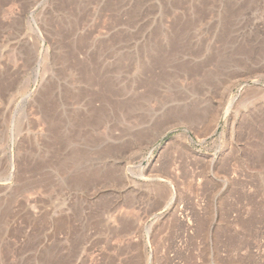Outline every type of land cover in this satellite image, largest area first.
I'll list each match as a JSON object with an SVG mask.
<instances>
[{
  "label": "rangeland",
  "instance_id": "obj_1",
  "mask_svg": "<svg viewBox=\"0 0 264 264\" xmlns=\"http://www.w3.org/2000/svg\"><path fill=\"white\" fill-rule=\"evenodd\" d=\"M0 264H264V0H0Z\"/></svg>",
  "mask_w": 264,
  "mask_h": 264
},
{
  "label": "bare ground",
  "instance_id": "obj_2",
  "mask_svg": "<svg viewBox=\"0 0 264 264\" xmlns=\"http://www.w3.org/2000/svg\"><path fill=\"white\" fill-rule=\"evenodd\" d=\"M173 128H168V129H166V132H168V131H171Z\"/></svg>",
  "mask_w": 264,
  "mask_h": 264
},
{
  "label": "water",
  "instance_id": "obj_3",
  "mask_svg": "<svg viewBox=\"0 0 264 264\" xmlns=\"http://www.w3.org/2000/svg\"><path fill=\"white\" fill-rule=\"evenodd\" d=\"M170 132V131H169Z\"/></svg>",
  "mask_w": 264,
  "mask_h": 264
}]
</instances>
